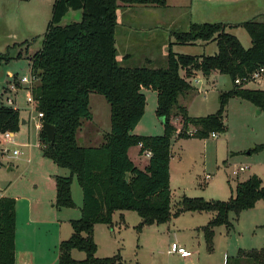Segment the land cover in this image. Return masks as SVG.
<instances>
[{
  "label": "trees",
  "instance_id": "1",
  "mask_svg": "<svg viewBox=\"0 0 264 264\" xmlns=\"http://www.w3.org/2000/svg\"><path fill=\"white\" fill-rule=\"evenodd\" d=\"M124 6L166 5L165 0H54L51 19L43 36L41 48L30 57V73L36 79L32 90L35 108L43 114L42 123L54 126V142L45 132L38 133L42 155L68 176H55L57 209H73L71 194L73 178L82 193L80 217L70 221L72 233L58 247V264H123L121 258H97L94 226L102 224L113 230L116 212L132 211L141 219L136 226L162 225L183 213H211L212 218L201 227L208 251L212 250L214 230L233 225L243 211L264 202V184L255 174L237 182L233 195L226 201L205 200L182 196L171 205L169 162L171 143L175 139L205 140L212 133L226 132L224 116L227 103L240 98L264 112V90L236 85V79L249 76L264 67V22L245 21L240 24L247 32L251 46L245 49L234 35L225 31L224 23H191L188 31L175 33L179 44L214 41L217 51L209 56L175 54L170 49L165 68L122 66L117 60L115 32L117 10ZM81 11V20L60 26L70 11ZM184 71V77L180 71ZM193 71L209 74L215 71L229 77L232 87L218 95L216 112L191 117L178 104L180 95L192 90L187 79ZM142 89L156 93L155 116L161 120L163 133L141 136L134 129L144 115L146 100ZM101 95L110 109V131L97 147H81L77 133L83 120H90L89 96ZM179 119L180 129L173 124ZM19 111L0 103V134L19 131ZM151 152L148 165L139 169L128 156L132 147ZM264 150L255 145L250 152ZM15 199L0 198V264H15ZM85 254L75 260L71 251ZM247 259L251 264H264L263 251L238 250L233 260L238 264ZM234 262V263H232Z\"/></svg>",
  "mask_w": 264,
  "mask_h": 264
},
{
  "label": "rangeland",
  "instance_id": "2",
  "mask_svg": "<svg viewBox=\"0 0 264 264\" xmlns=\"http://www.w3.org/2000/svg\"><path fill=\"white\" fill-rule=\"evenodd\" d=\"M184 1L186 0H168L167 7L162 10L177 15L182 21L183 15L186 13L183 7L185 6ZM53 2L54 0H0L1 88L7 80L8 72L17 74L20 78L29 76V59L42 46L43 36L51 19ZM258 4H260L259 7ZM200 5L202 10H205L207 6L212 9L215 7L211 6H217L206 0L202 1ZM218 9L227 19L226 21L231 23L232 27H227L226 31L237 37L245 49L249 48L251 46L250 38L240 23L245 21L264 22V14L257 15L258 9L264 10V0H246L237 6V10L240 11L235 14L230 12L231 6ZM199 16L207 17L208 15L199 14ZM80 20V10L70 11L61 19L59 25L64 26ZM211 21L209 23H217L216 20ZM213 48L217 51L216 45L210 43L206 47L191 48L189 51L209 56L213 55L210 54ZM121 65L138 67L136 61H131L128 65ZM197 80L199 82L195 84ZM195 81L193 80V85H196L199 93L193 108L200 105L205 98L208 104L206 113L216 111L219 93L228 91L232 87L229 77L221 74L210 77L207 83L204 76L199 73ZM245 88H264V76L255 82L245 84ZM142 90L145 91L146 97L145 114L141 126H138L136 131H149L148 133H150L156 124H160L154 122L156 119L154 112L156 96L153 91ZM24 94V91L19 93L20 101L17 102V105L21 119L27 120L28 106L25 103ZM6 97L12 98L10 94L0 96L1 104H4ZM89 111L91 119L83 120L77 133V143L81 147L97 146L103 142V135L110 131V109L101 95L90 94ZM193 111L203 113V110ZM258 111L251 103L240 98H232L228 101L224 116L225 135L228 138V143H226L223 134L218 135L217 139L211 137L206 140L187 138L174 141L173 139V156L170 160L171 205L173 207L182 196L226 201L231 197L230 187L234 188L237 181L245 179L247 175L259 170L254 165H250L249 170L246 167L247 163L262 156L258 155L261 151L253 152L251 153L252 159H247L248 151L255 147V144L264 143V112L258 113ZM20 126H22V135L27 131V126H31L32 140H36L37 133L34 122L31 124L27 122ZM142 127H146V129H142ZM159 127L157 126L162 134L163 126ZM0 147L5 152L9 149V152L1 153L0 157L2 165L6 166L10 162L9 157L13 148L11 144L1 139ZM21 150L25 153L26 149ZM128 154L131 160L143 169L142 165L146 157L139 155L135 148H130ZM228 160L231 166L227 165ZM11 163L14 165L12 172H6L5 167L0 166V196L3 192L2 195L7 197L15 191L19 194L24 193V190L34 189V184L40 188V181L34 179V165L21 164L16 161H11ZM241 166L246 167V171L240 172L237 176L232 175V171ZM66 172L68 176L69 172L67 170ZM207 175L210 176L209 179L206 178ZM227 180L230 181L229 184ZM10 183H13L12 192H6L5 188ZM72 192L74 202L80 203L82 193L75 178L72 181ZM123 214H125L123 221L119 219L117 213L114 214L113 230L105 225L98 226L95 234L97 245L95 257L106 258L118 255L123 264H226L227 257L230 261L233 260L238 250H258L264 253L263 201L257 202L253 209L241 212L237 220H235V215L230 213L229 221L233 226L229 230L225 226L215 228L211 251L207 250L201 231V227L207 224L208 219L212 218L213 214L211 213H205L210 215V218H206L204 213H183L166 224L147 226L140 232L136 230V226L141 221L137 214L132 211H124ZM62 235L65 240L69 238V233L65 236L63 232ZM175 241L177 244L185 243L186 249L192 253V256L181 259L176 254H169L167 251L170 244ZM71 256L75 260L85 258V254L77 250L71 251ZM242 260H237L238 264H251L250 260Z\"/></svg>",
  "mask_w": 264,
  "mask_h": 264
},
{
  "label": "crops",
  "instance_id": "3",
  "mask_svg": "<svg viewBox=\"0 0 264 264\" xmlns=\"http://www.w3.org/2000/svg\"><path fill=\"white\" fill-rule=\"evenodd\" d=\"M202 1L204 0L184 1L185 6L183 7L185 8L186 13L183 15L182 21L179 20V17L177 15H173L166 12L165 10H162L165 7H167L168 0H165L166 5L163 7L120 5L121 7L117 10V19H116L117 26L115 32V47L117 51L116 60L123 65L124 64L128 65L129 62L136 61L138 63L137 65L138 67L150 66L149 68H165L167 64L166 57L169 49L175 54L204 56L203 53H190L189 49L191 48L196 49L197 47H206L210 43L216 45L214 41H209V42L196 41L192 44L182 45L175 41V33L188 31L189 25L191 23H199V24L209 23L212 22L211 20L214 21L216 20L217 23L226 24L227 25L226 29L227 27H232L230 25L231 23L226 21L227 19L223 17L222 12L218 8L224 6H231L230 12H233L235 14L240 11L237 10V6L246 0H206L208 3H214L217 6H211V7H215L213 9L207 6L205 7V10H202V6L200 5L202 4ZM259 5L260 4H258V7ZM198 6L200 9L198 8ZM257 13L258 16L263 15L264 10L258 9ZM199 14L202 16L203 15L206 16L208 15V16L201 17L199 16ZM209 18H213V19H209ZM202 49L204 50V48ZM215 53L216 51L213 48V51H211L210 54H215ZM30 64L31 62L29 60V66ZM199 73L201 72L199 71L192 72L190 78L187 79L192 87V90L188 91L183 95H180L178 98V104L180 106L185 107L187 109L188 115L191 117H203L212 114V113H206L205 111L208 108V104L205 98L200 103V105L193 108L194 101L197 99L196 97L197 94L199 93L198 89L196 88V85H193V80L194 81L196 80ZM184 74L185 72L183 70L180 71L181 76L184 77ZM201 74L204 76L207 83L209 82L210 77L219 75V73L215 71H212L211 73L205 75L203 73ZM19 78L20 77L17 74H12L11 72H8L7 80L5 81L2 88L0 87V96L10 94L12 98H14L17 104V102L20 101L19 93L23 91L22 90L23 85L22 84L20 85L18 82ZM198 82L199 80L195 81V84ZM11 83H14V85L17 88L15 92H11L9 89ZM261 90H264V88H262ZM142 93L145 97V91L142 90ZM21 100H23V98H21ZM154 104H155L154 107V112H155L156 103L154 102ZM193 110H201V111L203 110V113H195ZM18 111H19V106H18ZM144 114H145V110H144ZM20 118H22L21 115ZM142 119L135 127L133 131L134 134L141 136H159L161 134V131L158 130L157 126L158 127L162 126V124H161V120L157 119V117L154 122H158L160 124H156L155 128L153 127V130H151L150 133H148L149 131H136V128L138 126H141ZM22 120L24 121L23 124H27L26 120L21 119V121ZM173 124L175 125L178 131L181 127V123L179 119H174ZM21 127L22 126L19 127L18 132L16 133L12 132L13 134L12 141L8 143L11 144L13 148L12 151L17 149L19 150L20 155L13 156L11 154V156L9 157L10 162H8L6 166L2 165L1 162L2 159H1L0 166L5 167L6 172H10V171L12 172L14 170L13 169L14 165L13 163H11V161L14 162L16 161L26 165L27 164L34 165V170H35L34 179L40 181V188H37V185L34 184L33 186L34 189H28V191L24 190V193H20V194L16 193L15 191L11 196H9L10 198L15 199V217H16L15 264H58V247L60 242L65 240L64 239L65 237H63L64 235H62V233L64 232L65 236L66 234L68 235L69 233V237H70L71 229L68 230L67 227L71 228L70 221L79 219L81 215L80 208L82 205V197L80 203L74 202L75 208L73 209L55 208L54 177L67 176L66 169L59 168L51 160L45 158L42 155L39 144V138H38L39 130L35 128L37 133V138L35 141H33L31 134L32 133L31 126H27L28 129L24 135L21 134ZM142 129H146V127H142ZM225 134L226 133H224L223 136L225 137L226 143H228V138L226 137ZM217 138L218 135L213 139H217ZM173 139L174 141L177 140L175 138ZM100 144L102 143H99L97 146H99ZM260 144H264V143H258L255 145H260ZM97 146H91V147H97ZM172 146L173 145L171 143V158L173 156ZM132 148H135L139 153V146ZM21 149H26L25 153ZM247 155H248L247 159H252L250 151H248ZM258 155H262V156H258L257 158H255L254 161L247 163L248 166L246 167L249 170L250 165H254V167L257 166L259 170H256L253 174L259 176L264 184V150L261 151ZM132 162L136 167H138L134 161ZM147 165H148V158H145V162L142 165L143 169ZM227 165L231 166L229 160L227 161ZM138 168L141 169L140 167ZM244 171H246V169ZM239 173L240 172L234 175L232 171V175L234 176H237ZM251 175H247L245 179H241L237 182L244 181ZM170 179H171V174H170V162H169V187H170ZM229 182L230 181L227 180L228 184ZM12 187H13V183H10V185L6 186L5 191L12 192L13 189ZM234 188L230 187L231 196L233 195ZM170 191L172 192L171 188ZM2 194L0 198L7 197L6 195H2ZM71 194L73 198L72 184H71ZM116 213L119 215L118 216L119 219L123 221L125 214H123V212L122 213L116 212ZM204 215H206L205 216L206 218L207 217L210 218V215L205 213ZM173 219L175 218H171L170 220ZM99 225L102 224H97L94 226V241H95V234ZM172 243H176V241ZM178 245L186 249L185 243H181Z\"/></svg>",
  "mask_w": 264,
  "mask_h": 264
},
{
  "label": "built area",
  "instance_id": "4",
  "mask_svg": "<svg viewBox=\"0 0 264 264\" xmlns=\"http://www.w3.org/2000/svg\"><path fill=\"white\" fill-rule=\"evenodd\" d=\"M262 76H264V67L255 70L252 74H250L247 77H244L242 79H236L235 84L236 85H240V84L245 85V84H248L250 82H255V81L259 80ZM18 82L20 85L21 84L23 85L22 90L25 93L24 99H25V103L28 106V118L26 121L29 124H31V122H34L35 128L37 130H40L42 127L41 118L43 117V114L36 110L35 101H34L33 94H32V90L35 86L36 79L30 73L28 77L23 76V77L19 78ZM9 89L11 92H15L17 90L14 83L10 84ZM3 105H5L6 107H11L12 109L18 111V106H17L14 98L6 97V100H5ZM12 136H13L12 132L6 131V132L0 134V139L4 142L10 143L12 141ZM210 137L215 138V137H217V134L212 133L210 135ZM140 146L141 145H139V148H140ZM6 152H9V149H7ZM6 152L0 147V154L6 153ZM12 155L13 156H19L20 155L19 150H17V149L13 150ZM142 155H144L146 158L149 159L151 157V152L149 150H145L142 153ZM245 169H246V167L241 166V167L237 168L236 170H234L233 174L235 175L238 172H243ZM206 178H209V176H206ZM167 252L169 254H176L182 259L190 258L192 256V253L190 251L186 250L184 247H181L176 243H171Z\"/></svg>",
  "mask_w": 264,
  "mask_h": 264
},
{
  "label": "water",
  "instance_id": "5",
  "mask_svg": "<svg viewBox=\"0 0 264 264\" xmlns=\"http://www.w3.org/2000/svg\"><path fill=\"white\" fill-rule=\"evenodd\" d=\"M260 111H258L259 113ZM24 121L22 120L20 122V124H23ZM41 130L43 132H45V134L47 135V137L49 138L50 142L53 143L54 142V132H55V129H54V126L50 125V124H47V123H42V127H41Z\"/></svg>",
  "mask_w": 264,
  "mask_h": 264
}]
</instances>
